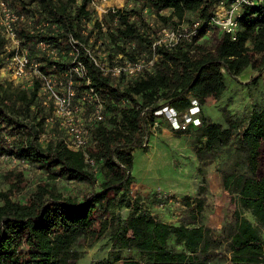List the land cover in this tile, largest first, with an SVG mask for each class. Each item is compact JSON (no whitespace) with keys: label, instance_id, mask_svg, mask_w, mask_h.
Returning <instances> with one entry per match:
<instances>
[{"label":"trees","instance_id":"trees-1","mask_svg":"<svg viewBox=\"0 0 264 264\" xmlns=\"http://www.w3.org/2000/svg\"><path fill=\"white\" fill-rule=\"evenodd\" d=\"M10 1L37 21L56 24V30L44 31L17 27L22 45L45 73L59 74L69 59H50L34 43L62 49L68 48L69 36L78 40L86 73L73 75L75 88L83 92L88 79L104 100V117L90 128L91 143L84 151L69 148L55 124L50 128L55 135L41 139L50 109L42 104L40 81L20 87L0 79V157L17 164L0 171V264H77L83 248L103 238L111 250L94 264H208L222 247L229 264H264V106L251 107L243 118H232L224 109L223 122L203 110L207 98L223 97L226 76L238 81L251 70L256 84L264 72V0L240 5L233 32L209 22L217 6L234 0H129L131 8L110 11L102 20L89 0ZM101 21L107 23L105 31ZM194 22L199 28L191 40L154 45L161 27H192ZM5 43L0 32V68ZM84 46L106 52L109 61L117 54L130 60L157 58L149 70L111 76L102 73ZM193 100L200 124L173 130L166 112L183 115ZM165 127L191 138L202 177L207 159L218 162L222 187L235 209L232 221L216 232L199 221L204 178L196 196L183 198L186 213L176 224L152 214V208L168 203L167 194L156 191L143 199L132 191L133 151H147L149 138Z\"/></svg>","mask_w":264,"mask_h":264},{"label":"built area","instance_id":"built-area-1","mask_svg":"<svg viewBox=\"0 0 264 264\" xmlns=\"http://www.w3.org/2000/svg\"><path fill=\"white\" fill-rule=\"evenodd\" d=\"M257 0H234L228 6L220 4L214 10V15L210 20L211 27L233 32L237 27L236 15L241 4H254ZM88 5L96 12L99 19L108 12H116L131 8L130 1L119 0H89ZM24 25L32 30L44 31L55 29L56 24L50 20L43 19L37 21V16L28 9H20L10 0H0V32L5 37L6 43L3 48V65L0 73L4 72L19 83L20 87H29L35 79L40 81V91L42 104L50 109L45 119L48 128L41 134V139L47 136H54L55 133L50 128L55 124L58 129L64 131V142L73 150H83L90 145L91 135L90 128L104 117V100L98 92L90 87V81L85 80L86 87L81 93H77L75 88L76 81L73 75L84 76L86 71L82 61L79 58V42L76 38L69 36L68 48L53 47L45 41L34 43V49L47 56L50 59H57L59 55L68 57V63L61 72L45 73L42 69V63L38 61L27 46L22 45V39L18 36L17 27ZM90 25L84 26L82 33L87 35ZM199 22H194L192 27H179L168 29L161 27L157 31V39L154 45L164 44L168 47L174 46L180 39L191 40L198 33ZM100 29L105 31L107 23L101 21ZM209 30H206L209 33ZM90 37L89 39H92ZM84 50L94 63L105 75L119 76L135 75L151 68L152 63L156 60L154 54L151 59L137 58L130 60L123 54H117L110 61L106 52L84 46ZM51 70L55 66H51ZM192 108L183 114V120L178 119L173 112H166L170 118V125L173 130H184L190 123L200 124L199 117L195 116L198 109V103L193 100ZM144 112H142L143 114ZM158 126L155 121L153 128Z\"/></svg>","mask_w":264,"mask_h":264},{"label":"rangeland","instance_id":"rangeland-1","mask_svg":"<svg viewBox=\"0 0 264 264\" xmlns=\"http://www.w3.org/2000/svg\"><path fill=\"white\" fill-rule=\"evenodd\" d=\"M255 75L256 72L249 70L241 75L238 81L226 76V92L219 101L212 97L207 98L203 107L204 113L211 116V120L223 122L221 112L224 109L231 111L232 118H243L251 107L264 106V72L256 84L252 81ZM0 79L11 78L1 72ZM171 117L167 116L168 123ZM176 117L183 120V115H176ZM167 129L169 131V128ZM190 142V137L180 138L172 132L165 136H157V138L151 136L147 151L139 148L133 151L131 188L134 194L140 195L143 199L156 191L167 194L168 203L152 208V214L167 223L176 224L183 219L186 213L182 204L183 198L187 195L196 196L198 186L204 178L205 191L201 194L202 209L199 221L216 232L222 225L232 221L235 205L229 193L222 187L221 175L216 170L217 160L207 159L205 161L203 165L205 172L202 177L198 173L199 162ZM261 151V169L264 171V142ZM16 165L11 159L0 157V171L13 169ZM31 178H36V176L31 174ZM73 190L76 191V189ZM122 213L125 215L126 211L123 210ZM109 249L110 243L103 238L91 248L84 247V255L77 264H94L95 261L105 258ZM223 249V247L219 248L217 252H221L215 254L208 264H229ZM122 254L134 255V252L122 251Z\"/></svg>","mask_w":264,"mask_h":264},{"label":"crops","instance_id":"crops-1","mask_svg":"<svg viewBox=\"0 0 264 264\" xmlns=\"http://www.w3.org/2000/svg\"><path fill=\"white\" fill-rule=\"evenodd\" d=\"M113 2V1H112ZM207 100V99H206ZM205 104H206V102H205ZM195 113H197V112H195ZM168 129L165 127V128H163V130H162V132L161 133H158V135H154L156 138H157V136H165V135H167V134H169V133H171V131L169 130V131H167ZM184 137L185 139H188V135H181L180 136V138L181 137ZM190 144H191V142H190Z\"/></svg>","mask_w":264,"mask_h":264}]
</instances>
